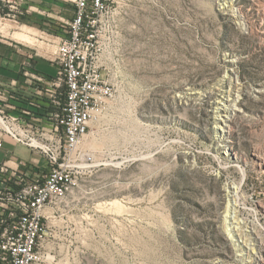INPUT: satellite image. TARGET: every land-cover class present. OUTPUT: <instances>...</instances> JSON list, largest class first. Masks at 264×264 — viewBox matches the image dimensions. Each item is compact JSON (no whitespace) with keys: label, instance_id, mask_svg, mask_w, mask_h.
Wrapping results in <instances>:
<instances>
[{"label":"rangeland","instance_id":"obj_1","mask_svg":"<svg viewBox=\"0 0 264 264\" xmlns=\"http://www.w3.org/2000/svg\"><path fill=\"white\" fill-rule=\"evenodd\" d=\"M263 6L113 0L98 29L115 96L85 137L91 166L49 213L40 264H264ZM2 25L42 47L1 44L57 65L58 38L24 17ZM233 97L218 139L215 100Z\"/></svg>","mask_w":264,"mask_h":264},{"label":"built area","instance_id":"obj_2","mask_svg":"<svg viewBox=\"0 0 264 264\" xmlns=\"http://www.w3.org/2000/svg\"><path fill=\"white\" fill-rule=\"evenodd\" d=\"M1 19L26 14L29 0H0ZM73 16L56 46L57 71L35 94L44 109L24 111L0 95V131L29 149L32 163H0V264H40L49 213L92 164L83 149L90 123L115 96L99 23L113 0H72ZM0 141V147H2Z\"/></svg>","mask_w":264,"mask_h":264},{"label":"crops","instance_id":"obj_3","mask_svg":"<svg viewBox=\"0 0 264 264\" xmlns=\"http://www.w3.org/2000/svg\"><path fill=\"white\" fill-rule=\"evenodd\" d=\"M25 6L28 7L24 14L25 20L30 21L33 26L58 39L66 33V23L73 16L72 0H29ZM24 32L34 36L30 31ZM18 43L20 42L14 40L0 43L1 98L24 111L44 109L45 102L35 94L36 88L44 83L32 77L50 78L55 75L58 66L51 60L36 58L35 53ZM0 141L3 144L0 147V163L10 157L32 163L28 148L15 143L1 131ZM22 153L26 156L23 157Z\"/></svg>","mask_w":264,"mask_h":264},{"label":"bare ground","instance_id":"obj_4","mask_svg":"<svg viewBox=\"0 0 264 264\" xmlns=\"http://www.w3.org/2000/svg\"><path fill=\"white\" fill-rule=\"evenodd\" d=\"M223 1H225V3H229V4L230 3L232 4L233 2H235V0H223ZM257 12H258L259 18H260V23H259L260 29L264 33V6L261 8L257 7ZM0 32L7 34V35L10 34L14 39H17L21 42H24V43H27V44H30L33 46H37V47H39V49H40V47H42V44L39 42V39H37L36 37L24 32V31L18 30V31H14L11 33L9 31L7 25H2L0 28ZM238 99H239L238 97L237 98L233 97L232 99L231 98L230 99L229 98H227V99L222 98L220 101L215 100L219 104L218 109L220 112V114H218L219 115L218 118L216 117L217 118V124H216L215 128L222 135V136L220 135V137H218V139L224 138V136L226 135V133L228 131V127H230V125H231V121H232L233 116L236 115V113H238L240 111V109L237 107V101H239ZM230 100L232 102H230ZM235 222H236L235 220H232L233 224H235ZM245 250H246V253H248V250H250V248L245 246Z\"/></svg>","mask_w":264,"mask_h":264},{"label":"trees","instance_id":"obj_5","mask_svg":"<svg viewBox=\"0 0 264 264\" xmlns=\"http://www.w3.org/2000/svg\"><path fill=\"white\" fill-rule=\"evenodd\" d=\"M22 17H24V19H25V16H22ZM22 19V18H21Z\"/></svg>","mask_w":264,"mask_h":264}]
</instances>
